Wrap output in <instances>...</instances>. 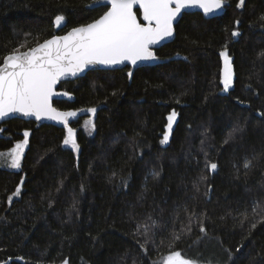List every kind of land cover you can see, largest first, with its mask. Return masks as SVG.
<instances>
[{
	"label": "trees",
	"instance_id": "16d2710c",
	"mask_svg": "<svg viewBox=\"0 0 264 264\" xmlns=\"http://www.w3.org/2000/svg\"><path fill=\"white\" fill-rule=\"evenodd\" d=\"M227 1L220 17L184 13L176 38L157 50L160 64L60 84L74 98L55 100L57 108L100 106L94 131L77 128L87 116L72 124L79 152L63 144L64 128L0 124V153L30 133L20 169L0 158V264H163L171 251L196 264H264V0ZM91 3L0 0V64L26 41L33 47L107 10ZM225 46L234 71L227 92Z\"/></svg>",
	"mask_w": 264,
	"mask_h": 264
},
{
	"label": "snow or ice",
	"instance_id": "6c2138e0",
	"mask_svg": "<svg viewBox=\"0 0 264 264\" xmlns=\"http://www.w3.org/2000/svg\"><path fill=\"white\" fill-rule=\"evenodd\" d=\"M102 2L107 6V10L93 22L73 27L63 36L54 35L42 43L37 42L33 47L26 48V41L4 57L0 64V120L20 113L33 116L36 120L47 118L59 121L67 130L63 144L70 145L73 150L79 152L76 129L69 126L70 118L76 117L77 112L59 111L52 104V97L59 95L55 91L58 82L64 77L76 76L91 65L114 66L128 62L135 66L141 61L156 60L158 57L153 51V46L173 36V22L183 9L197 7L208 15L222 9L225 4V0H93L94 4ZM244 3L245 0H239L237 6L242 7ZM65 20L63 14H58L54 24L59 28ZM231 35L237 37L240 33L234 30ZM24 48L26 50L21 51ZM219 55L223 58L221 83L223 91L227 92L233 85L232 57L227 46ZM127 75L131 78L132 71ZM63 95L67 96L69 93L65 92ZM87 111L95 115L97 108L91 107ZM177 116L175 110L168 115L161 144L168 143ZM84 123L89 131L95 130L93 119L90 118ZM29 135V131L25 130L22 141L17 142L7 154L0 153V158L10 161L8 167L21 168ZM228 142L224 141L225 144ZM243 166L250 168L252 161L245 160ZM206 167L216 171L218 165L212 162ZM153 174L159 175L158 172ZM23 184L24 179L21 178L19 185L8 197L9 203L13 197L21 195ZM143 227L146 233L150 230L148 224ZM252 227L255 228V223ZM200 231L206 232L203 223L200 224ZM174 239L178 240L180 236L175 235ZM62 264L69 262L64 260ZM163 264H196V261L185 258L180 251H171L164 257Z\"/></svg>",
	"mask_w": 264,
	"mask_h": 264
},
{
	"label": "water",
	"instance_id": "95a60500",
	"mask_svg": "<svg viewBox=\"0 0 264 264\" xmlns=\"http://www.w3.org/2000/svg\"><path fill=\"white\" fill-rule=\"evenodd\" d=\"M105 4L102 2V3H99V4H94V3H91L90 4V7H97V6H102ZM228 5V1L225 0V4H224V7L220 10H217L215 11L214 13H211V14H208V15H205L203 10L200 9V8H197V7H190V8H186V9H183L181 14L176 18V20L173 22V28H174V34L172 37H169L167 38L166 40H163L161 41L160 43L156 44L153 46V51L155 53V55L158 57V59L156 60H148V61H141V62H138L137 65L133 66L131 65L130 63L128 62H125L124 64H119V65H114V66H105V65H91L89 66V68L85 69V71L81 72V73H78L76 76H67V77H64L62 78L58 84L56 85V88H55V91L57 93H59V95H54L52 97V104H53V107L57 108L54 104L55 100H60V99H73L74 96L69 93L68 91H65V90H61L59 89V86L60 84L63 82V81H71V80H75V79H78V78H81V77H84L88 72L90 71H93V70H115V69H123L127 66L133 68V69H137V68H140V67H148V66H152V65H157V64H160L164 61H166L165 59H162L158 54H157V50L162 47L163 45L167 44V43H170L172 42L175 38H176V25L177 23L180 21V19L182 18L183 14L184 13H187V12H192V13H201L205 18H215V17H220L222 14H224V12L226 11V6ZM138 14V13H137ZM139 17V15H138ZM98 19V18H97ZM93 22V21H92ZM91 23V22H90ZM67 25V20H65V22L58 28L56 27V29L58 31H61L62 29H64ZM86 25V24H85ZM72 29V28H71ZM70 29V30H71ZM68 30V31H70ZM67 31V32H68ZM67 32H64L62 34H56V36H63L65 35ZM50 39V38H49ZM42 43V42H41ZM69 93V95L65 96L63 95V93ZM88 108H91V107H86V108H80V109H59L57 108L59 111H76L77 112V116L74 117V118H70V121H69V126L76 129V136H77V128H75L72 124L74 121L78 120L79 118H82L84 116H88V115H92V116H95L96 113L98 112V110L100 109V106H96L95 108H97V112L95 113V115L89 113L87 111ZM13 119H23V120H32V121H35L36 123H38L39 125H42V124H51V125H55V126H58V127H61V128H65V126L59 122V121H56V120H51V119H47V118H44V119H41V120H36L35 117L33 116H24L23 114H20V113H14V114H11L9 117H6L4 118L3 120H0V124L4 123V122H7V121H10V120H13ZM67 131V130H66Z\"/></svg>",
	"mask_w": 264,
	"mask_h": 264
},
{
	"label": "rangeland",
	"instance_id": "374dc122",
	"mask_svg": "<svg viewBox=\"0 0 264 264\" xmlns=\"http://www.w3.org/2000/svg\"><path fill=\"white\" fill-rule=\"evenodd\" d=\"M233 67V66H232ZM233 82H234V78H233ZM233 86V85H232ZM232 88V87H231ZM225 92V91H224ZM93 119V121H94V123H95V119H94V117L93 116H91V115H88L87 117H85V119L83 120V122H82V124L80 125V126H77V128L78 129H80V128H84L85 130H87V131H89V129L85 126V121L86 120H88V119ZM175 123V122H174ZM173 126H174V124H173ZM0 133H1V131H0ZM26 148V147H25ZM25 150V149H24ZM10 161H8V162H6V163H4V164H2L3 166H5V167H8L7 166V164L9 163ZM10 168V167H9Z\"/></svg>",
	"mask_w": 264,
	"mask_h": 264
}]
</instances>
